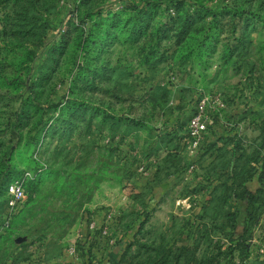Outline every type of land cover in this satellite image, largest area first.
Returning <instances> with one entry per match:
<instances>
[{"label":"rangeland","instance_id":"rangeland-1","mask_svg":"<svg viewBox=\"0 0 264 264\" xmlns=\"http://www.w3.org/2000/svg\"><path fill=\"white\" fill-rule=\"evenodd\" d=\"M21 262L264 264V0H0V264Z\"/></svg>","mask_w":264,"mask_h":264},{"label":"built area","instance_id":"built-area-1","mask_svg":"<svg viewBox=\"0 0 264 264\" xmlns=\"http://www.w3.org/2000/svg\"><path fill=\"white\" fill-rule=\"evenodd\" d=\"M217 102V101H215ZM213 101H210L208 96H204L199 101L197 106V112L194 114L189 122L188 129L192 138L193 149H198L201 146L203 136L209 129V121L207 119V111ZM220 106H224L220 103ZM34 178L33 173L26 171L19 178L15 179L7 188L8 194V208L9 218L5 222V228H9L11 225V217L17 215L24 208V203L27 198L26 190L27 183ZM75 254V250H71Z\"/></svg>","mask_w":264,"mask_h":264},{"label":"trees","instance_id":"trees-1","mask_svg":"<svg viewBox=\"0 0 264 264\" xmlns=\"http://www.w3.org/2000/svg\"><path fill=\"white\" fill-rule=\"evenodd\" d=\"M242 14L244 13V11H240ZM252 14V16L253 17H255V18H258V19H262V17L260 16V15H256V14H253V13H251ZM17 178H19V177H14V178H12V179H10L7 183H6V187H5V192H6V203H8V194H7V188H8V186L15 180V179H17ZM37 179H38V177H37ZM33 181H35V179H32V180H30L28 183H27V188H28V185H29V183H34ZM252 199V198H251ZM251 199H250V201H251ZM6 222V221H5ZM4 226H5V223H4ZM114 258V257H113Z\"/></svg>","mask_w":264,"mask_h":264},{"label":"crops","instance_id":"crops-1","mask_svg":"<svg viewBox=\"0 0 264 264\" xmlns=\"http://www.w3.org/2000/svg\"><path fill=\"white\" fill-rule=\"evenodd\" d=\"M190 133V132H189ZM190 136V135H189ZM191 137V136H190ZM192 140V138H190ZM192 146V145H191ZM187 152V150H186ZM82 260V259H81ZM18 264H29L28 262H21V263H18Z\"/></svg>","mask_w":264,"mask_h":264}]
</instances>
